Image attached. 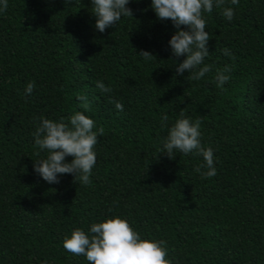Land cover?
I'll return each instance as SVG.
<instances>
[{"label":"trees","instance_id":"16d2710c","mask_svg":"<svg viewBox=\"0 0 264 264\" xmlns=\"http://www.w3.org/2000/svg\"><path fill=\"white\" fill-rule=\"evenodd\" d=\"M151 5L130 0L133 17L104 32L92 0H8L0 12V264H89L64 249L65 237L117 215L142 239L167 241L171 264H264V0H240L232 21L220 9L204 14L212 71L195 81L177 75L186 55L175 57L169 41L178 29ZM226 65L221 89L214 78ZM182 110L202 120L213 177L194 170L201 155L160 153L161 117L171 127ZM78 111L104 129L91 184L72 174L50 184L34 170L48 153L33 133L42 117Z\"/></svg>","mask_w":264,"mask_h":264},{"label":"clouds","instance_id":"9594fccd","mask_svg":"<svg viewBox=\"0 0 264 264\" xmlns=\"http://www.w3.org/2000/svg\"><path fill=\"white\" fill-rule=\"evenodd\" d=\"M129 2L130 0H92L91 11L97 17L96 28L104 32L109 27H115L122 17H133V10L128 7ZM239 2L240 0H152L151 6L157 18L170 19L178 29L169 41L175 57L186 55V59L176 68L177 75H182L187 70L190 73L188 80L195 81L212 71L211 65L204 64L209 55L208 42L211 38L206 31L204 14L211 13L216 8L221 10L223 17L232 21L235 16L232 6H238ZM7 8L8 0H0V12H5ZM223 52L226 56L232 55L227 48ZM138 53L146 62L157 58L146 50ZM231 71L232 68L228 65L217 70L214 78L217 87H224L231 78ZM34 87L35 83L29 82L25 94L30 95ZM97 87L103 93L113 91L103 81H97ZM78 99L86 111H92L86 95H80ZM115 107L123 111L122 103L115 102ZM168 119L167 114L161 117V125L168 128V132L160 153H165L170 159H174L177 152L201 155L204 164L198 165L194 170L202 178L215 176L217 169L214 150L203 146L201 142L202 120L198 118L193 121L191 117L185 116L183 110L171 127H168ZM94 129L95 121L81 111L72 115L68 121L63 118L58 121L40 118L33 133L34 142L48 154L46 158L34 160L35 172L50 184L59 183L61 175L72 174L74 183L90 185V176L97 160L94 148L98 143V136L104 133L103 127ZM68 156L73 157L71 162L66 160ZM204 168L207 170L202 171ZM63 247L73 255L85 256L89 264H171L167 258V241L142 239L128 219L119 215L92 223L88 233L81 228L74 229L70 236L65 237Z\"/></svg>","mask_w":264,"mask_h":264}]
</instances>
